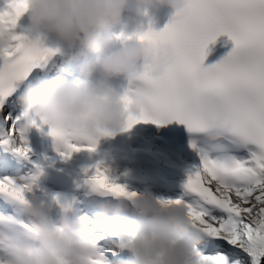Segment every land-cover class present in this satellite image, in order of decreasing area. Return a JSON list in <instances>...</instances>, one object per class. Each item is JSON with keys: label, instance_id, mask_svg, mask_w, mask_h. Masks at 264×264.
<instances>
[{"label": "snow or ice", "instance_id": "6c2138e0", "mask_svg": "<svg viewBox=\"0 0 264 264\" xmlns=\"http://www.w3.org/2000/svg\"><path fill=\"white\" fill-rule=\"evenodd\" d=\"M29 6L30 0H4L0 7V37L10 41L6 49H0V144L4 145L24 140L20 120L29 114L16 111L20 88L34 69L42 68L59 52V48L46 46L42 35L14 31ZM177 15L182 18L170 19L160 30L149 26L136 34L141 40L171 44L176 55L165 76L142 75L147 85L143 88L146 107L139 115H129L121 131L139 122L160 125L176 120L190 132H199L209 122L218 121L234 134L235 145H256L257 150L248 149L247 155L239 157L213 158L204 153L200 165L188 170L178 194L157 199L163 204L182 205L193 228L203 237L189 264H264V0H190ZM222 33L234 47L220 62L205 67L207 44ZM49 135L67 145L70 151L65 155L81 148L95 151L99 141L53 125ZM99 135L115 133L100 130ZM73 137L88 143H70ZM191 144L196 147L195 141ZM13 150L26 155L30 148L27 143H16ZM85 172L89 173L86 183L97 191L126 198L138 195L110 177L103 161ZM29 190L28 178L18 183L13 177H0V196L27 204ZM51 199L60 203L57 195ZM3 224H20L33 238L39 231L12 217H0ZM105 233L113 236L110 228H105ZM6 236L0 229V264H19L23 250ZM84 239L95 249L88 264H106L105 252L112 249H99L103 237L92 233ZM56 264L67 262L58 258Z\"/></svg>", "mask_w": 264, "mask_h": 264}, {"label": "clouds", "instance_id": "9594fccd", "mask_svg": "<svg viewBox=\"0 0 264 264\" xmlns=\"http://www.w3.org/2000/svg\"><path fill=\"white\" fill-rule=\"evenodd\" d=\"M131 2L145 13L167 5L173 10L171 19L179 20L182 17L177 14L183 13L190 0H30L28 33L55 37L59 53L75 62V77L55 74L27 81L16 97L21 110L59 129L98 140L105 137L99 135L100 130L115 135L123 132L128 116L139 115L146 107L143 89L125 87L118 91L110 82L123 78L132 85L143 81L145 72L161 78L176 55L171 44L138 38H127L117 45L110 29L123 22ZM220 35L209 40L204 66L209 44ZM9 42L6 36L0 37V49H6ZM199 132L205 133L210 146L219 145L230 133L218 121L209 122ZM42 175L37 171L28 177V203L21 204L27 223L37 227L38 234L30 237L23 228L5 231L6 238L23 250L19 264H56L58 258L67 264H88V258L95 254L84 239L94 233L89 230L90 218L71 209L67 202L54 215L52 199L46 198L39 183ZM137 193L134 198L114 196L115 202L102 199L96 204V221L110 228L114 237L110 241L113 258L106 256V264H189L203 237L193 228L185 208L161 203L148 189ZM69 211L71 215L66 214ZM125 250L127 257L121 255Z\"/></svg>", "mask_w": 264, "mask_h": 264}, {"label": "bare ground", "instance_id": "6f19581e", "mask_svg": "<svg viewBox=\"0 0 264 264\" xmlns=\"http://www.w3.org/2000/svg\"><path fill=\"white\" fill-rule=\"evenodd\" d=\"M33 120H35V124H33V128L30 130V132L35 135V136H40V130L41 129H45L46 127L48 126H51L50 124L48 123H43L40 119V117L36 116V115H33ZM70 143H78V140L77 138L73 137L70 139L69 141ZM70 150L68 149L67 145L63 142V141H60L58 140L57 142L55 143H51L50 145L47 146V149H46V152H47V157L43 160V161H40L38 162V165H42V167H45V166H50V165H55L56 164V157L58 155H60L61 153L62 154H65V153H68ZM74 151H71V153H73ZM204 153H207L210 157H217L216 155H213L211 154L208 149L204 148V147H200L199 149H197L195 151L194 154H192L191 156H189L188 158V161L190 163V165L188 166L187 168V171L194 167V166H199L200 165V162H201V156L204 154ZM40 168L39 166L37 167L38 168V171H41V169L43 168ZM37 170V169H36ZM39 183L40 185L45 188L46 187V182L43 178H40L39 180Z\"/></svg>", "mask_w": 264, "mask_h": 264}, {"label": "rangeland", "instance_id": "374dc122", "mask_svg": "<svg viewBox=\"0 0 264 264\" xmlns=\"http://www.w3.org/2000/svg\"><path fill=\"white\" fill-rule=\"evenodd\" d=\"M20 142H23V141H20ZM17 143V141L14 142V145Z\"/></svg>", "mask_w": 264, "mask_h": 264}]
</instances>
